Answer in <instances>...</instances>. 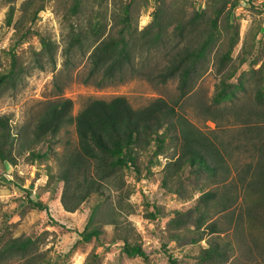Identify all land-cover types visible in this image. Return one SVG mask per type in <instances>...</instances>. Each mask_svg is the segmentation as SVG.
I'll return each mask as SVG.
<instances>
[{
  "label": "trees",
  "instance_id": "1",
  "mask_svg": "<svg viewBox=\"0 0 264 264\" xmlns=\"http://www.w3.org/2000/svg\"><path fill=\"white\" fill-rule=\"evenodd\" d=\"M9 1L4 25L11 26L13 32L11 44L7 48H0V95L9 88H15L30 68L28 60L23 59L16 49L17 44L29 33L38 34L40 47L38 50L31 48V54L36 56L38 66L42 67L45 56L52 58L54 49L52 40L33 28L39 12L45 7L46 0H22L18 7L20 13L16 18L14 17L17 7L14 0ZM89 1L57 0L56 10L59 19L68 22L69 26L66 52L82 44L88 29L93 35L89 54L90 68L83 80H93L100 74L101 84L103 81L121 76L127 67L134 65L137 40L147 43L149 48L161 42L169 43L170 35L166 34V27L173 24L172 33L183 37L184 44L175 49L169 63L160 72V78L165 80L177 77L178 96L172 101L158 96L139 107H133L124 95H115L111 98L94 97L88 99L76 114L71 112L73 107L71 98H59L44 105L31 138L20 147L16 146L10 117L0 114V164L3 165L5 162L16 164L18 155L25 151L32 161L46 159L48 158L46 151L35 150L36 144L46 142L56 162L55 169L50 164L46 170L45 185L46 190L50 192L49 201L56 199L54 196L58 194L59 206L65 212L77 210L83 202L90 203L87 222L78 233L80 237L84 241L96 239L101 243L104 240L103 225L113 224L116 230L122 232L118 233V238L111 241L121 240L123 252L129 256L138 255L148 259L150 252L138 243L129 242L131 232L125 227H120L122 225H118L113 218L116 207L110 194H106L105 187L109 185L111 179H116L120 191H123L125 197H129L133 187L125 186L124 169L133 168L140 174V166L149 172L150 166L159 165L161 187L167 193L176 195L185 180L196 174L214 179L218 177L220 170L227 171V167L224 166V154L217 142L180 114L178 105L181 99L194 89L199 75L194 70L208 58V55L210 57V54H213L217 58L216 69L219 72L228 70L232 62L231 51L235 37L231 40L232 45L220 46L212 53L216 48L217 21L225 12L228 0H217V5H210L211 0H207L206 8L198 6L188 17L184 9H179V0H173L171 4L174 7L165 10V19L160 20L164 9L159 6L158 11L153 12L152 19L155 22L152 27L148 24L141 30L131 26V0H124L119 11H111L109 16L100 11L106 0H91L95 13L89 16V13L85 14L84 8ZM114 3L117 1L114 0ZM227 9H229L227 14L233 17L231 8ZM80 14L86 15L87 26H82L77 21ZM107 18L108 21H112L108 27ZM202 21L204 22L201 24ZM249 54L252 56L250 51ZM257 72L256 93L251 102L247 98L246 102L249 103L245 104L236 97V89L231 82V71L230 74H224L225 77L216 86L207 110L215 111L219 107L231 110L241 122V130L234 133L232 138L239 142L235 145L236 148L241 147L245 152L252 150L253 159L246 162L238 171L239 180L232 182L233 189L239 186L245 203L239 212V220L244 221L246 225L245 236L252 239L247 246L264 253V64L257 68ZM223 100L232 101L222 104ZM69 124L75 127L76 143L64 145L60 151L54 150L52 145L58 141L55 136ZM240 136L242 138H239ZM170 148L173 152L169 153L171 156L168 157L166 153ZM144 154L146 157H143ZM162 155H166L164 161L161 160ZM143 160L146 162L144 165ZM3 172L0 169V174ZM148 177L149 173L146 178ZM26 191L25 203L31 208L45 210L50 222L54 221L57 224V218L49 217L55 216L50 214L48 202L34 199L28 188ZM217 193L212 189H203L190 208L192 212L190 221H181L183 210H174L175 215L167 220L169 225L175 227L171 232L172 237L177 238L180 235L183 241L200 242L206 235L219 231L214 222L204 224L208 211L213 203L218 201ZM236 197L235 194L225 196L221 209L225 210ZM147 203L152 207L148 212L149 217L160 220L162 218L160 207L154 200ZM10 214L11 212H6V217L0 221V263L14 257L19 258L21 264L64 262L61 254L52 258L48 249H40L43 239L41 233L4 235L2 225L10 221L12 217ZM186 222H191V226L187 227ZM180 227L184 228L175 232ZM123 230L128 234L124 235ZM162 246L163 251L167 253V264H177V258L166 248L167 243H162ZM231 247V243H220L208 237L206 245L199 246L197 261L199 264H227L231 259Z\"/></svg>",
  "mask_w": 264,
  "mask_h": 264
},
{
  "label": "rangeland",
  "instance_id": "2",
  "mask_svg": "<svg viewBox=\"0 0 264 264\" xmlns=\"http://www.w3.org/2000/svg\"><path fill=\"white\" fill-rule=\"evenodd\" d=\"M115 1L117 3H114V0L104 1L100 11L105 12L107 16L111 11H119L124 0ZM172 1L131 0L132 28L141 30L148 24L152 27L155 22L152 15L153 12L158 11L159 6L164 9L160 20L165 19V10H170L171 6L174 7L171 4ZM9 2V0H0V48H7L12 41L13 28L4 25ZM21 2L22 0H14L17 7L14 18L20 13L18 7ZM227 2V8H231L233 17L227 14L229 9L226 8L218 19L216 48L212 50V53L220 46L232 45L231 40L235 37L231 51L232 62L228 70L219 72L216 69L217 58L213 54H210V57L208 55V58L194 70L199 74L194 89L181 99L178 105L180 114L217 142L224 154V166L227 167V171L220 170L218 177H215L217 179L196 174L191 179L185 180L182 188L175 193L176 195L167 193L161 187L159 165L150 166L149 172L140 166V174L133 168L124 169L125 186L133 187L129 197H125L123 191H120L116 179H111L108 182L109 185L105 187L106 194H110L116 207L113 218L118 225H122L120 227H125L128 232H131L129 234H132V237L129 242L138 243L150 252V257L143 259L141 256H129L123 252L121 240L111 241L118 238V233L122 232L116 230L113 224L103 225L104 240L101 243L96 239L84 241L80 237L78 233L87 222L90 203L83 202L77 210L65 212L59 206L58 194L54 196L56 199L49 201L50 192L46 190L45 185L46 170L47 165L50 164L55 169L56 162L46 142L35 145V150L46 151L48 154L46 159L32 161L30 157H27L28 152L25 151L18 155L16 164L9 163L12 165L10 171L5 169L8 162L0 164V169L4 171L0 174V221L6 217V212H11L10 216H12L9 222L2 225L4 235L41 233L43 239L40 249H48L52 258L61 254L64 260L62 264H167V253L163 251L162 243H167L166 248L177 258V264H199L196 257L198 249L199 246L206 245L208 237L220 243H231V259L227 264H264V253L247 246L252 239L245 236L246 225L244 221L239 220V212L245 203L239 192V186L233 189L232 183L239 180L238 171L246 162L253 159L252 150L245 152L241 147L235 146L239 142L232 138V135L239 132L242 127L235 112L220 107L215 111L207 110L216 86L225 77L224 74H230L231 71V82L236 89V97L245 104L249 103L246 102L247 98L250 102L251 98L254 99L257 68L264 64V0H228ZM57 3V0H46L45 7L39 12L33 24L36 32L45 34L52 40L54 44L52 58L45 56L42 67L38 66L35 61L36 56L31 54V48L38 50L40 47L38 34L29 33L22 42L17 44L16 49L23 59L28 60L30 68L15 88H9L0 95V114L10 117L11 131L15 135L17 147L31 138L44 105L59 98H71L73 101L71 112L76 114L88 99L94 97L111 98L115 95H124L133 107H139L158 96L168 101L178 96L177 77H169L165 80L160 78V72L169 63V58L175 49L184 44L183 37L172 33L173 24L166 27V34L170 35L169 43L161 42L149 48L147 43L138 39L133 67H127L121 76L100 84V74H97L93 80H83L90 68L89 54L93 44L90 29L81 45L74 46L71 51L66 52L69 26L68 22H62L59 19L56 11ZM212 4L217 5L218 1L211 0L210 5ZM93 5L96 8V5ZM206 5L207 0H179L178 6L179 9L182 8L187 12L186 17H188L198 6L206 8ZM84 10L85 14L89 13L88 16L95 13L91 0L87 2ZM85 18L86 15L80 14L77 21L82 26H87ZM111 22V20L108 21L107 27ZM231 101L223 100L222 104L231 103ZM55 138L58 141L52 145L54 150L60 151L67 144L74 145L77 141L74 125L69 124L63 127ZM171 152L173 149L170 148L166 155L171 156L169 155ZM166 155L161 156L162 161L165 160ZM145 163L143 160V165ZM37 172L38 176H36ZM148 173L149 177L146 178ZM31 183L34 185L29 188ZM27 188L34 199L48 202L50 214L55 216L49 215V217L57 218V224L54 221L50 222L45 210L31 208L25 203ZM205 188L217 191L218 201L212 202L213 205L207 213L204 224L214 222L219 231L206 235L200 242L183 241L180 235L173 238L171 232L175 227L169 225L167 220L175 215L174 210L177 209L184 212L181 215V221H190L189 218L192 215L190 208ZM234 194L237 195L236 199L232 200L225 210L221 209L225 196ZM151 200H154L162 211L160 220H153L148 215L152 207L147 205V202ZM186 226H191V222ZM183 228L180 227L175 232ZM45 231L47 233H44ZM128 232L123 230L124 235ZM0 264H21V260L16 257L8 258Z\"/></svg>",
  "mask_w": 264,
  "mask_h": 264
},
{
  "label": "crops",
  "instance_id": "3",
  "mask_svg": "<svg viewBox=\"0 0 264 264\" xmlns=\"http://www.w3.org/2000/svg\"><path fill=\"white\" fill-rule=\"evenodd\" d=\"M8 167H10V168H8ZM5 169H6V171H10V169H12V165H10L9 163H8V165L6 164Z\"/></svg>",
  "mask_w": 264,
  "mask_h": 264
},
{
  "label": "water",
  "instance_id": "4",
  "mask_svg": "<svg viewBox=\"0 0 264 264\" xmlns=\"http://www.w3.org/2000/svg\"><path fill=\"white\" fill-rule=\"evenodd\" d=\"M37 163H39V161H37ZM38 175H39V173L37 172V173H36V176H38ZM33 185H34V184H33V183H31V184L29 185V188H32V187H33Z\"/></svg>",
  "mask_w": 264,
  "mask_h": 264
}]
</instances>
